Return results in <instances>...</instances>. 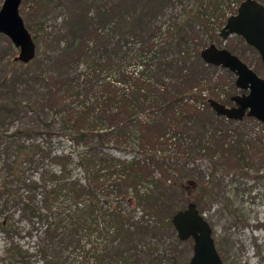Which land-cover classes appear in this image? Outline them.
Here are the masks:
<instances>
[{
	"label": "rangeland",
	"instance_id": "rangeland-1",
	"mask_svg": "<svg viewBox=\"0 0 264 264\" xmlns=\"http://www.w3.org/2000/svg\"><path fill=\"white\" fill-rule=\"evenodd\" d=\"M120 1L109 0V4L117 3L118 7ZM210 1L172 0L165 15L157 19L158 26L162 27L159 42H162L171 26L180 25L179 18L182 10L196 8L194 12L198 22L190 21L186 24L185 30L190 36V48L183 51L193 53L202 46L206 48L215 44L232 51L264 78V65L254 49L239 36L233 35L227 40L220 36L228 17L235 15L240 4L245 0H218L221 10L207 11L206 7ZM258 1L264 3V0ZM3 2L4 0H0V8ZM98 4H100L99 1L91 7V17L98 15L95 8H99ZM101 4L103 5V2ZM82 5L81 7L87 8L88 3L82 2ZM79 11L81 10H78L72 0H24L22 2L20 14L27 27L39 30L42 26L40 23L46 20V32L62 30L64 35L60 42L61 51L45 52L41 49L44 51L40 60L41 64L14 62L19 50L14 47L8 37L0 34V103L10 106L12 111L5 122L0 121V186L14 181L13 188H22L18 178H14L11 169L16 147L23 144L32 145V148L38 146L42 151L37 152L34 157L39 160L38 167L29 162L22 163L17 170V175L19 176L22 172L26 177L37 181H42L45 172L55 174L66 172L71 180L86 183L87 174L79 165V155L90 151L106 163L117 164V166L119 161L132 160L147 167L149 163H159V165L163 163L165 165L163 169L165 167V170L169 168L177 172L174 177L172 176V181L165 186L167 198L173 201L179 211L184 210L189 203L197 204L212 227L213 239L223 264H264V152H261V156H257L255 163H251L248 168L229 166L225 172L215 174L219 181L215 189L208 187L204 190L203 187L199 190L197 187L198 182L208 180L213 166L220 162L217 160L220 155L217 159L212 158L208 150L204 152L198 147L203 145L202 140H207L206 143L208 140L211 142L216 133L217 136L221 134L229 136V142L235 141L237 136L241 135L246 140L256 141L262 138L264 142V127L253 123L246 128L239 123L219 120L215 122L214 131L211 130L204 136L195 132L192 134L190 140L192 139V144L196 147L191 150L187 147L186 139H183L182 145H179L176 141H166V138L164 142L167 145L162 148L161 145L147 143L142 130L146 124L150 125V120L154 118L155 125L165 124V130L170 129L173 133L175 129L169 124V119L172 118L171 112H159L152 116V109L148 107L145 110H137L132 117V123H128L122 116L115 121L112 120L114 111H104V113L97 110L91 111V108H96L98 103L102 102L104 105L105 99L109 98L105 96L108 92L121 90L128 92L132 89L131 83L120 81V74H132L135 80L140 81L144 70L139 68L138 60L130 63V57H136L135 52L139 47L135 45L138 43L135 36L121 39L123 30L108 28L105 32L100 31V36L90 42L86 38V30H80V33L74 32L77 29V22L81 21V17L78 16ZM74 33L83 38L80 43L85 40L83 43L86 44L87 40L89 46L87 55L80 56L73 50H64L72 43ZM177 55L178 52H174L171 57ZM92 59L97 60L98 65H93ZM197 70L200 74L197 73L196 80L200 78V81L197 85L199 91L196 93L201 100L205 96L204 93L211 94L214 97L212 99L219 102L240 94L241 91L236 89L235 85L236 76L227 70L206 66L198 67ZM88 108L93 118H102L100 121L102 124L100 122L80 123V127L101 129L100 132L108 134V132L114 133L116 124H119L130 134V141L113 136L115 134L109 136L106 134L103 140L104 145L100 144L96 136H89L81 141L74 140L73 134L66 128L68 119L71 114L78 117L83 116L84 113H90ZM182 108L188 110L187 114L189 112L201 114L206 109L203 102L198 104L196 102ZM184 116L183 118H186ZM17 131H22L24 134L16 139L7 138L8 135ZM32 151L34 153V149ZM151 154L155 156L153 161L150 159ZM105 161L101 163L102 166L105 165ZM106 171H101L100 175H106ZM162 171V168H154L153 175L142 185V190L155 191L153 182L156 184V181L159 182L158 179H162L164 175ZM183 176L187 178L182 180ZM99 192L103 194L101 190ZM6 197L7 195H4L0 198V264H8L3 263L1 259L10 243L8 233L1 225L3 222H7L8 225L15 224L21 228L20 234L13 236L14 240L30 252L34 253L39 242V234L34 231V235H30L33 229L23 217L19 205L13 204V201L7 202ZM41 197L39 195V200ZM111 199L116 204L121 202L124 208H135L138 220L147 214L143 207L137 206V203L135 207L129 205L122 196H117L116 192ZM41 229L43 230V227ZM152 246L158 255L165 258L166 264H188L193 255L194 242L192 239L184 242L177 241L174 236L165 231L160 238L152 240ZM32 261L34 264H45L39 257L32 258Z\"/></svg>",
	"mask_w": 264,
	"mask_h": 264
},
{
	"label": "trees",
	"instance_id": "trees-1",
	"mask_svg": "<svg viewBox=\"0 0 264 264\" xmlns=\"http://www.w3.org/2000/svg\"><path fill=\"white\" fill-rule=\"evenodd\" d=\"M72 1L78 10H81L78 15L81 21L77 22V29L74 32L80 33V30H86V38L90 42L100 36V31L105 32L108 28L123 30L121 39L135 36L138 39L135 45L139 47L135 52L136 57H130V63L138 60L139 68L144 70L140 81L135 80L132 74H120V81L131 83L132 89L128 92L123 90L108 92L105 96L109 98L105 99L104 105L102 102L98 103L96 108H91V111L97 110L101 113L114 111L112 120L115 121L122 116L123 120L128 123H132V117L135 116L137 110H145L148 107L152 109V116L159 112H171L172 118L169 119V124L175 129L173 133L170 129L165 130V124L155 125L154 118L149 122L154 126L146 124L142 130L147 143H155L161 145L162 148L167 145L164 142L166 138V141H176L179 145H182L183 139H186L187 147L191 150L196 147L193 146L192 139L190 140L192 134L195 132V134L204 136L207 132L214 131L215 122L219 120L239 123L246 128L253 123L264 127L253 118L235 122L217 116L208 103L214 97L204 93L202 101L196 93L199 91L197 85L200 81V78L196 80L197 73L200 74L198 67L206 66L217 69L202 61L200 54L205 49L204 46L196 52L194 50L193 53L183 51V49L190 48V36L185 30L186 24L190 21L198 22L194 12L196 8L182 10L179 18L180 25L171 26L160 43L162 27L158 26L157 19L165 15L172 0H121L118 7L117 3L110 2L109 4V0H105L106 2L104 0ZM97 1L100 3L99 8L95 7L98 15L91 17V7H94ZM82 2L88 3L87 8L81 7ZM206 8L207 11L221 10L218 0H211ZM45 22L40 23L42 26L39 30L27 27L37 45V55L32 61L33 64H41L40 60L44 51H61L60 42L64 38L62 30L48 33L45 29ZM73 35L72 43L64 50H73L80 56L87 55L89 51L87 40L86 44L83 43L85 40L80 43L83 38L75 33ZM179 48H182V51ZM174 52H178V55L171 57ZM91 63L98 65V61L94 59ZM166 81L169 82L166 83ZM236 95L239 94L234 96ZM234 96L220 102L226 106H233L232 97ZM196 102L205 104L206 109L203 113L199 114L194 110L197 114L191 112L187 114L188 110L182 108ZM88 110L90 112L89 108ZM11 112L10 106L0 103V121L5 122ZM91 113H84L83 116L78 117L71 114L66 128L71 131L76 141L96 136L100 144H103L107 133L103 134L100 132L101 129L80 127V123L102 121L101 117L93 118ZM115 130L114 133L108 132L107 135L115 134L113 136L130 141V134L127 130H123L122 126L116 124ZM23 134L22 131H17L8 135L7 138L16 139ZM229 140L230 137L226 134L217 136L215 133L211 142L208 140L206 143L207 140H202L203 145L198 146L204 152L208 150L212 158L217 159L220 155L217 159L220 162L213 166L208 180L198 182L199 190L203 187L204 190L208 187L215 189V186L219 185L215 174L225 172L229 166L248 168L251 163H255L257 156H261V152H264L262 138L253 141L246 140L241 135L237 136L233 142ZM41 151L38 146L36 148L25 144L17 146L11 171L14 178H18L22 188H13L14 181L0 186V198L7 195V202L13 201V204L19 205L23 217L31 224L33 230L30 235H34V231L39 234V242L32 253L14 240L13 236L20 234L21 228L15 224L8 225L7 222H3L1 225L8 233L10 241L1 259L3 263L34 264L32 258L39 257L45 264H166L165 258L158 255L152 246V240L160 238L167 231L179 241L172 225V217L179 210L176 209L173 201L167 198L165 192L167 188L165 186L172 181V176L177 174L176 171L169 168L165 170V167L163 169L165 166L163 163L160 165L149 163L147 167L134 160L119 161L117 166V164L106 163L90 151L79 155V165L87 174L84 184L79 180H71L66 172L60 174L45 172L42 181L28 178L22 172L18 176L17 170L22 163L29 162L31 165L39 166V160L34 157L37 152ZM178 151L179 149L176 154ZM150 159L153 161L155 156L151 154ZM176 160L180 161L178 158ZM103 161L105 165L102 166ZM154 168H162L164 175L161 180L158 179L159 182L156 181V184L153 182L156 187L155 191L145 192L141 187L153 175ZM103 170H107L106 175H100ZM186 178L187 176H183L181 179ZM100 190L103 194L99 192ZM105 190H107L106 193ZM115 192L117 196H122V199L129 205L135 207L137 203V206L143 207L147 213L145 217L138 220L135 208L127 209L122 206L121 202L114 203L111 196ZM39 195L42 196L40 200Z\"/></svg>",
	"mask_w": 264,
	"mask_h": 264
},
{
	"label": "water",
	"instance_id": "water-1",
	"mask_svg": "<svg viewBox=\"0 0 264 264\" xmlns=\"http://www.w3.org/2000/svg\"><path fill=\"white\" fill-rule=\"evenodd\" d=\"M23 1L4 0L0 8V34L8 37L19 50L14 62L29 64L37 55V45L20 14ZM233 35L254 48L264 62V5L261 2L245 0L237 13L227 19L220 36L227 40ZM200 56L207 65L234 74L236 88L243 92L232 97L233 106L210 99L209 106L216 115L236 122L253 118L264 124V79L227 48L211 44L201 51ZM172 225L180 241L192 239L194 242L190 264H223L212 227L196 203H189L184 210L174 214Z\"/></svg>",
	"mask_w": 264,
	"mask_h": 264
},
{
	"label": "flooded vegetation",
	"instance_id": "flooded-vegetation-1",
	"mask_svg": "<svg viewBox=\"0 0 264 264\" xmlns=\"http://www.w3.org/2000/svg\"><path fill=\"white\" fill-rule=\"evenodd\" d=\"M264 5V4H263ZM232 16V15H231ZM229 18V17H228ZM225 26V25H224ZM223 29V28H222ZM250 47V46H249ZM250 48H252V47H250ZM252 49H254V48H252ZM255 50V49H254ZM256 51V50H255ZM257 52V51H256ZM258 53V52H257ZM234 54V53H233ZM258 56H259V53H258ZM259 58H260V56H259ZM260 61L262 62V64L264 65V62L261 60V58H260ZM247 64V63H246ZM248 65V64H247ZM261 77V76H260ZM262 78V77H261ZM264 79V78H263ZM260 123V122H259ZM260 124H262V123H260ZM263 126H264V124H262Z\"/></svg>",
	"mask_w": 264,
	"mask_h": 264
}]
</instances>
